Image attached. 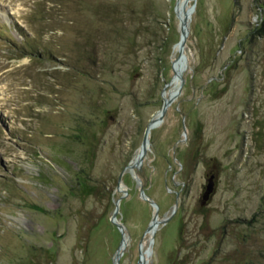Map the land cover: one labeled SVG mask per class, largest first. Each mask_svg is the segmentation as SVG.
I'll return each instance as SVG.
<instances>
[{
	"label": "rangeland",
	"instance_id": "374dc122",
	"mask_svg": "<svg viewBox=\"0 0 264 264\" xmlns=\"http://www.w3.org/2000/svg\"><path fill=\"white\" fill-rule=\"evenodd\" d=\"M183 1L0 0V264H264V0Z\"/></svg>",
	"mask_w": 264,
	"mask_h": 264
},
{
	"label": "water",
	"instance_id": "95a60500",
	"mask_svg": "<svg viewBox=\"0 0 264 264\" xmlns=\"http://www.w3.org/2000/svg\"><path fill=\"white\" fill-rule=\"evenodd\" d=\"M186 1L187 0H184L181 3V8L182 9H183L184 4L186 3ZM176 9H177V7L174 9V11H175V13H176V15H177V17L179 19V41L176 44L177 51H178V56H177L175 61H181V64L185 67V56L183 54V49H184V45L186 43V38H187L188 33H189V29H188V24L187 23H188L190 15L188 14V11L190 12V11H192V9L187 10V12L185 13V17L183 19L179 18L178 10H176ZM175 61H173V63H175ZM173 63H172V66H173V69H174V64ZM175 75H176V73H175ZM177 75H178L179 78L181 77V73H178ZM168 102L169 101H167V100L164 101L163 106H162V108H161V110L159 112V116H157L158 117L157 121H159L161 119V116H163V114H164V112L166 110ZM157 121H155L154 123L151 121V123L145 129L144 138H143V141L141 143V147H140L139 153L137 154L135 160L133 161L134 163L133 164L131 163L128 166L129 170L138 168L140 166V164L142 163L143 156H145L146 152H147L148 133L150 131L149 129H151L155 125V123ZM213 189H214L213 175H210L208 177V179H207V184L205 185V189H204V192L202 194L201 205H204L207 202V199H209L210 195L213 192ZM140 195H141V197L143 199H147L145 194H144L143 189H140ZM150 203L153 204L151 201H150ZM117 210H118V207H117V203H116V209H115V211L113 213V217L111 219V222L113 224H115L116 227L118 228V230L122 233V227L116 222ZM156 216H157V214H155V217L153 219V223L151 224V227L155 226L157 224L155 222ZM122 244H123V237L121 238L120 245H119V247H118V249L116 251L114 264H119L118 263L119 262V257L121 256L120 248H121ZM139 264H142V261H140Z\"/></svg>",
	"mask_w": 264,
	"mask_h": 264
},
{
	"label": "bare ground",
	"instance_id": "6f19581e",
	"mask_svg": "<svg viewBox=\"0 0 264 264\" xmlns=\"http://www.w3.org/2000/svg\"><path fill=\"white\" fill-rule=\"evenodd\" d=\"M181 19H183V18H181ZM175 69H176V75L174 76L175 78H174V80H176V79H178L179 77H178V73H182V71H183V68H184V66L181 64V61H176L175 63ZM155 121H157V119H155L154 121H152L153 123L155 122ZM156 124V123H155ZM147 147H148V145H147ZM134 163V162H133ZM132 163V164H133ZM156 223H158V221L156 220L155 221ZM125 244V236H124V238H123V244H122V246ZM121 246V247H122Z\"/></svg>",
	"mask_w": 264,
	"mask_h": 264
},
{
	"label": "trees",
	"instance_id": "16d2710c",
	"mask_svg": "<svg viewBox=\"0 0 264 264\" xmlns=\"http://www.w3.org/2000/svg\"><path fill=\"white\" fill-rule=\"evenodd\" d=\"M169 1H171V0H169ZM144 194H146V193L144 192Z\"/></svg>",
	"mask_w": 264,
	"mask_h": 264
}]
</instances>
